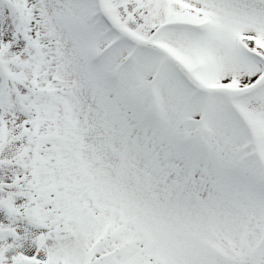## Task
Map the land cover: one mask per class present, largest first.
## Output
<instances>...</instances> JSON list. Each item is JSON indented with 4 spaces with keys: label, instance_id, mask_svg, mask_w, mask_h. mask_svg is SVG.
Instances as JSON below:
<instances>
[{
    "label": "snow or ice",
    "instance_id": "6c2138e0",
    "mask_svg": "<svg viewBox=\"0 0 264 264\" xmlns=\"http://www.w3.org/2000/svg\"><path fill=\"white\" fill-rule=\"evenodd\" d=\"M0 264H264V0H0Z\"/></svg>",
    "mask_w": 264,
    "mask_h": 264
}]
</instances>
